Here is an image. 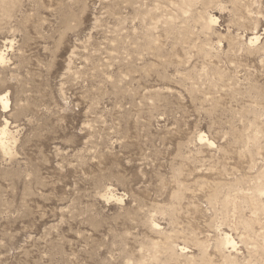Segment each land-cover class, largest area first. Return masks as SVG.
Listing matches in <instances>:
<instances>
[{
  "label": "rangeland",
  "instance_id": "1",
  "mask_svg": "<svg viewBox=\"0 0 264 264\" xmlns=\"http://www.w3.org/2000/svg\"><path fill=\"white\" fill-rule=\"evenodd\" d=\"M0 54V264H264V0H0Z\"/></svg>",
  "mask_w": 264,
  "mask_h": 264
},
{
  "label": "bare ground",
  "instance_id": "2",
  "mask_svg": "<svg viewBox=\"0 0 264 264\" xmlns=\"http://www.w3.org/2000/svg\"><path fill=\"white\" fill-rule=\"evenodd\" d=\"M257 39H258V37H253L252 39L249 40V42H256ZM3 60H4V56L2 54H0V62H3ZM0 104L2 105L3 109H7L8 108V99H7L6 95H0ZM7 124H8L7 121H5L4 125L1 126V128H0V149L2 151H6L7 150V147H6V144H5V140L7 138L6 136H8L9 132H10V131L7 130Z\"/></svg>",
  "mask_w": 264,
  "mask_h": 264
}]
</instances>
